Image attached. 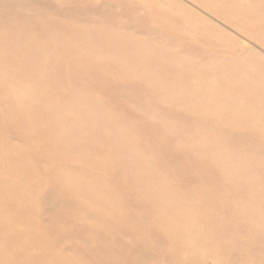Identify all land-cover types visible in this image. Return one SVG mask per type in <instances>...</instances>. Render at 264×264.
<instances>
[{
	"label": "bare ground",
	"instance_id": "obj_1",
	"mask_svg": "<svg viewBox=\"0 0 264 264\" xmlns=\"http://www.w3.org/2000/svg\"><path fill=\"white\" fill-rule=\"evenodd\" d=\"M117 1L0 0V184L37 210L47 236L38 253L48 252V264H264V123L246 116L264 97L245 96L251 84L227 75L228 63L204 46L219 36L187 13L124 0L131 33L123 35L97 19L112 21ZM245 4L264 22L258 0ZM170 68L177 73L166 85H190L189 99L154 91ZM218 88L229 107L203 105ZM131 100L156 117L141 125ZM187 129L213 141L215 157L238 153L247 183H227L230 165L215 158L174 149L171 130ZM105 139L152 159L130 169ZM0 264H10L1 238Z\"/></svg>",
	"mask_w": 264,
	"mask_h": 264
},
{
	"label": "rangeland",
	"instance_id": "obj_2",
	"mask_svg": "<svg viewBox=\"0 0 264 264\" xmlns=\"http://www.w3.org/2000/svg\"><path fill=\"white\" fill-rule=\"evenodd\" d=\"M136 7L163 6L167 10H175L185 12L197 23L204 26L210 33L219 36L217 44L213 38L205 40L204 46L210 51L216 49L215 58L224 60L228 63V74L233 71L237 81L251 84L244 92L245 96L261 95L264 97V87L261 81H264V22L259 21L253 9L246 6L248 0H125ZM261 7H264V0H258ZM124 0L117 1L113 5L114 18L112 21L106 18H97L100 22L108 24L113 30L121 32L123 35L131 33L126 29L127 23L126 10L123 5ZM204 3V4H203ZM170 27H178V21L165 22ZM182 32L193 41H197L200 37L199 31L195 28H183ZM263 46V47H262ZM92 53V51H90ZM165 52L174 53V47H166ZM263 53V54H262ZM182 61L185 59L181 57ZM185 61V60H184ZM200 63V61H197ZM111 64H115L111 60ZM207 73V78L211 79L214 76V69L211 61L202 63ZM250 66V67H249ZM115 67V66H114ZM257 69V70H256ZM236 71V72H234ZM173 69H167L159 73L153 79V89L156 92L169 91V95H174L178 101H185L192 95V87L185 85L181 91H174L166 85V79L176 74ZM159 76V77H158ZM162 77V78H161ZM256 86H255V85ZM163 88V89H162ZM226 90L222 88L216 89L213 94L203 100V105H213L217 109H226L229 103L226 101ZM47 95L41 96V101L46 100ZM131 108L140 114L139 123L146 120H152L156 117L155 113L149 110L141 111L139 105L134 102H129ZM189 107L187 111H191ZM68 115V113H66ZM117 116L118 114H114ZM246 116L253 117L264 123V106L249 112ZM171 145L177 151L194 159H213L215 158L219 164L230 165V169L223 173V179L231 185H245L247 178L242 173L240 163V155L238 153H227L220 157H215L213 154L215 143L211 140H205L200 133L193 129L187 130H171ZM105 142L110 144L113 153L117 156L129 157L130 165L145 168L151 155H145L136 147H126L119 140L105 139ZM253 157L256 154L253 152L247 153ZM151 172L153 175L160 176L170 188L177 189V183L166 177L163 170L159 166L153 167ZM180 193L187 199H193L194 195ZM194 194V193H193ZM259 198L256 197L255 200ZM16 198L7 189L0 184V238L5 243V254L7 262L10 264H44L49 259L48 252L45 250L40 254L38 249L47 243V236L40 230L41 220L38 217L37 210L33 206L32 212L24 210L15 202ZM259 207L264 211V204L258 202ZM27 205V204H26ZM264 226V219L261 222ZM38 225V226H37ZM39 230V231H38ZM40 234V235H39ZM14 242V244L12 242ZM16 243V244H15ZM41 245V246H40ZM15 248V249H14ZM14 249V250H13ZM45 252V253H44ZM25 258V259H24ZM46 264H48L46 262Z\"/></svg>",
	"mask_w": 264,
	"mask_h": 264
}]
</instances>
